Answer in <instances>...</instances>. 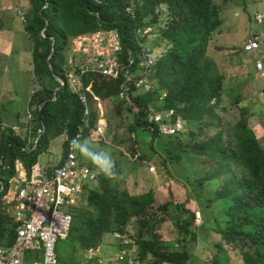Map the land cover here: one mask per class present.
<instances>
[{
    "label": "trees",
    "instance_id": "1",
    "mask_svg": "<svg viewBox=\"0 0 264 264\" xmlns=\"http://www.w3.org/2000/svg\"><path fill=\"white\" fill-rule=\"evenodd\" d=\"M28 3L24 32L32 42V74L40 82L49 79L51 85L42 86L28 100L33 122L31 133L36 141L33 140L34 145L28 151H25L27 139L11 131L0 132V181L15 175L18 161L30 173L52 139L65 133L69 141L80 129L83 138L89 131L84 128V108L78 96L67 86L58 89L56 82L71 59L72 41L76 37L100 29L116 30L124 49L134 48L137 29L159 25L168 16L170 20L160 32L166 44L155 55L153 69L159 91H166V96L160 102L156 98L158 93L136 99L141 110L134 113L135 129L151 133L150 146L155 152L164 151L168 157L178 152L176 161L192 158L202 166L209 165L200 181L223 178L216 196L230 202V206L225 225L217 230L220 237L212 245L210 264H264V148L248 122L250 111L239 105L241 98L231 102L240 117L230 128L227 143L221 132L196 140L206 126V117H216L214 109L223 106L225 77L206 56L209 41L221 29L216 4L212 0H28ZM2 29L0 18V32ZM83 83L93 128L101 101L116 98L119 84L93 73L85 74ZM148 105L158 112L173 110L187 130L167 137V146L164 145L158 141L164 136L158 135L156 129L151 130L152 124L147 121L144 109ZM190 125L196 128L188 132ZM38 129L42 130L39 137ZM156 141L158 148L154 146ZM232 166H240L245 172L238 176ZM167 208L168 203L156 206L152 191L132 194L113 179L102 176L95 186L84 191L82 201L73 209L65 240L73 245L74 254L96 250L104 234L123 231L135 219L138 224L135 239L142 258L151 260V264H187L189 253L169 249L155 231L166 221ZM10 226V220L0 214V245L13 241ZM57 261L60 262L58 257Z\"/></svg>",
    "mask_w": 264,
    "mask_h": 264
},
{
    "label": "rangeland",
    "instance_id": "2",
    "mask_svg": "<svg viewBox=\"0 0 264 264\" xmlns=\"http://www.w3.org/2000/svg\"><path fill=\"white\" fill-rule=\"evenodd\" d=\"M212 1L220 10L222 21L220 33L223 29L226 30L222 32L225 33L224 35L216 34L219 36L216 40L218 44H223L227 37L230 42H234L235 46L239 47L242 39H247L260 32L261 28L254 17L255 14L264 15V0ZM29 8L28 0H0V18L3 21V29L0 32V118L2 122L0 132L11 131L27 139L28 145L25 151H28L30 145L36 142L31 133L33 122L28 109V100L32 93L41 90L42 86L51 85L49 79L40 82L32 74V42L24 32L26 20L24 22L18 14L21 12L23 15ZM159 12L165 13L160 9ZM169 20L166 16L162 18L159 25L141 29L142 41L152 49L154 55L158 54L166 44L165 40L160 37V32L165 26L164 23ZM238 56L241 59L244 58L243 54ZM251 58V54L245 57L246 64L249 66H251ZM71 59L74 63L77 60L72 54ZM57 77H61V74ZM256 77L259 80H256ZM253 78L254 81L250 80L249 84L257 86L259 94L257 99L260 101L258 104L260 106L254 108L247 106L246 109L250 112L259 111L260 116L248 119V122L253 124L254 132H264V73L255 74ZM252 86L229 89V95L225 93L223 97V106L214 109L216 117H206V126L196 140L221 132L224 142L227 143L228 132L240 117L238 109L231 102L235 98L242 99L244 95H248L247 91L253 89ZM134 113L131 108L114 97L101 101L94 126L105 122L107 129L102 136H99L94 128H91L81 140L86 141L93 150H103L112 156L117 172V177L113 179V182L117 183L121 189H126L132 194L152 191L156 206L168 203L166 221L155 228L165 246L171 250L188 252L190 259L187 264H210L212 245L218 242L220 237L217 230L225 225L226 211L230 206V202L217 199L216 196V191L223 184V178L208 182L200 181L210 169L209 165L202 166L192 158L176 161L174 157L179 154L178 152H173L172 158L171 155L168 157L164 151L155 152L150 146L151 133L148 130L135 129ZM195 128L196 126L190 125L188 132ZM188 132L184 134L187 135ZM66 138L64 133L49 142L47 150L37 159L38 167L53 168L56 166L58 160L63 157ZM159 138L161 139L158 141H163L164 145H166L165 140L169 139ZM158 141L154 144L157 148ZM75 152L79 163L91 167L99 177L104 176L86 157L77 150ZM16 167V174L23 171L20 161L16 163ZM232 167L238 176L245 172V169L240 166ZM95 185L96 182L90 186ZM196 213L201 215L199 225L194 224ZM189 221L192 222L189 224ZM129 226V232L136 237L138 224L135 219L130 222ZM102 239V246L100 245L99 249L77 254L72 252L73 245L68 240H58L55 250L59 263L85 264L98 259L110 261L109 259H113L117 253L116 241L111 233L104 234ZM33 262L35 260L25 259L26 264ZM148 264H151V260Z\"/></svg>",
    "mask_w": 264,
    "mask_h": 264
},
{
    "label": "built area",
    "instance_id": "3",
    "mask_svg": "<svg viewBox=\"0 0 264 264\" xmlns=\"http://www.w3.org/2000/svg\"><path fill=\"white\" fill-rule=\"evenodd\" d=\"M18 14L25 22V13ZM254 19L262 29L247 38L242 49L255 56V69L263 74L264 15L255 14ZM141 35V29H137L135 47L127 49H124L116 30L100 29L72 41L71 53L77 60L75 63L69 60L61 77H56V82L58 89L67 86L78 96L84 108L83 124L86 130L91 129V124L83 83L85 74H98L117 81L116 99L136 114L141 110L136 103L137 98L156 93L158 102L165 98L166 91H159L158 80L153 77L156 57L152 49L143 43ZM212 104H215V100ZM144 110L147 121L152 124L151 130L156 129L160 136L173 137L187 130L181 119L175 118L173 110L158 112L150 105ZM93 128L97 135L102 136L107 125L101 122ZM41 132L38 129V137ZM73 138L82 139V129ZM71 140L67 141L66 138L65 153L60 163L51 170L34 166L28 173L22 168L19 174L15 173L5 182L0 181V212L9 218L10 229L14 233L9 245H5V242L0 245V264H26L25 259L31 251H41L42 256L41 261L35 260L32 264H61L57 261L55 250L58 240L67 238L73 209L82 201L84 191L99 178L91 167L78 162L76 150L70 145ZM200 223L201 215L196 213L194 224ZM129 231L130 226H127L123 231L112 232L116 241V256L110 261L93 260L95 264H147V259L140 255L139 245Z\"/></svg>",
    "mask_w": 264,
    "mask_h": 264
},
{
    "label": "crops",
    "instance_id": "4",
    "mask_svg": "<svg viewBox=\"0 0 264 264\" xmlns=\"http://www.w3.org/2000/svg\"><path fill=\"white\" fill-rule=\"evenodd\" d=\"M260 28H261V26H260ZM221 29H222V27H221ZM221 29H220V31H221ZM222 32H226V30L223 29ZM221 33L219 35L225 34V33H222V34ZM218 37L219 36H217L216 34H214L212 36L211 40L209 41L207 50H206V56L214 62L218 71L224 77L226 76V78L223 81L224 95H225V93H227L229 95V89L241 88V87H244L246 85H249L251 87L252 84L251 83L249 84V81L251 80L253 82L254 81L253 75L258 74V72L256 71L255 66H254L255 56L252 53L248 54V52H246L242 49V45H243L244 41L246 40V38L242 39L241 45L239 47H237V46H235L234 42H232V41L230 42L227 37L223 41V44H218V42L216 41L218 39ZM219 48H222V49L219 50ZM31 50H32V47H31ZM239 54H241V55L243 54L244 58L241 59L238 56ZM250 54L252 55V58L250 61L251 66L246 64V61H245V57L247 58V56ZM228 74H230V75H228ZM256 80H259V79L256 77ZM226 88H228V91H226ZM252 88L253 89H251L250 91H247L248 95H244V98L241 99V102L239 104L240 106H242V107L249 106L251 108L260 106V105H258L260 101L257 99V96L259 95L258 90H257L258 88L255 85L252 86ZM247 92H245V94H247ZM244 102H245V104H244ZM256 116H260L259 111L249 112L247 118L252 119ZM249 124H250V127L253 128V124L252 123H249ZM255 133L258 135L260 145L264 148V132L263 131H259V132L256 131ZM60 160L61 159L58 160L56 165L58 163H60ZM36 167L40 168V169H45V170H51L52 169L51 167H47V166L38 167V165H36ZM0 214H2V213L0 212ZM2 216L5 217L3 214H2ZM5 218L7 220H9L8 217H5ZM101 241L103 242V239H101ZM100 245L102 246V243ZM27 258L41 261V259H42L41 251H36V252L31 251L29 253V255L27 256Z\"/></svg>",
    "mask_w": 264,
    "mask_h": 264
},
{
    "label": "clouds",
    "instance_id": "5",
    "mask_svg": "<svg viewBox=\"0 0 264 264\" xmlns=\"http://www.w3.org/2000/svg\"><path fill=\"white\" fill-rule=\"evenodd\" d=\"M70 145L93 163L106 178L115 179L117 177L115 162L108 152L93 150L86 141L78 138H73Z\"/></svg>",
    "mask_w": 264,
    "mask_h": 264
}]
</instances>
